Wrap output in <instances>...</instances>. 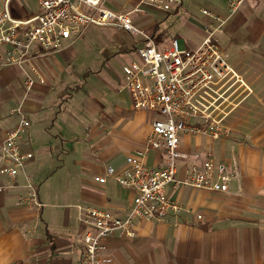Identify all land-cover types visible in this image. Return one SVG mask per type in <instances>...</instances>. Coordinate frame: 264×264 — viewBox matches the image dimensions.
<instances>
[{
    "label": "crops",
    "instance_id": "1",
    "mask_svg": "<svg viewBox=\"0 0 264 264\" xmlns=\"http://www.w3.org/2000/svg\"><path fill=\"white\" fill-rule=\"evenodd\" d=\"M248 1L223 27L224 32L236 26L245 29L240 33L238 45L222 50L244 77L251 93L226 117L224 123L232 130L229 137L180 136V151L185 157L178 160L176 173L177 178H184L191 166H199L206 153H211L216 162L228 165L229 173L237 172V178L231 177L227 192L168 183L165 192L181 205V212L169 213L159 221H137L132 238L109 237L106 254L112 264H264V0ZM225 10L221 16H227L226 3ZM155 12L149 9L140 16ZM152 29L156 46L163 48L165 43L157 36L158 26ZM195 35L196 39L184 38L190 48L202 40V26L195 30ZM72 44L53 53L34 48L40 52L34 65L45 83L36 81L28 92L24 80L13 82V78L5 83L0 79V142L17 122L11 110L21 106L31 123L21 146L33 154L24 172L14 179L0 173V186L5 187L0 191V264H80L81 226L71 225L63 209L65 204H60L68 200L67 195L43 198L39 195L40 184L34 182L41 171L38 135L54 140L84 133L87 145L78 147V158L73 163L79 169V185L73 186L78 196L75 208L84 205L124 215L132 201L130 190L111 178L98 183L94 177L104 175L107 165L123 169L126 156L143 146L156 114L134 110L131 99L123 102L106 98L94 123L80 121L76 115L69 117L61 110L52 112L50 94L62 88L60 77L65 72V63L74 56ZM26 68L20 69L31 74L30 67ZM82 88L83 84L78 87ZM61 96L64 99L65 94ZM164 160L163 152L150 151L144 164L162 165ZM25 174L32 177L38 198L44 204L42 208L15 206V199L26 192Z\"/></svg>",
    "mask_w": 264,
    "mask_h": 264
},
{
    "label": "built area",
    "instance_id": "2",
    "mask_svg": "<svg viewBox=\"0 0 264 264\" xmlns=\"http://www.w3.org/2000/svg\"><path fill=\"white\" fill-rule=\"evenodd\" d=\"M104 1L36 0L37 11L27 18L13 15L11 0H4L0 7V67H30L31 74L26 73L23 82L26 92L32 90L36 81L45 83L34 65L36 54L64 49L88 26L115 28L135 39L137 60L122 65L124 84L132 108L153 112L156 117L143 146L126 156L123 169L107 165L104 175L94 177L98 183L111 178L130 190L133 196L129 210L118 215L106 209L76 206L81 226L80 264H112L106 254L109 237L132 238L137 221H159L169 213L179 214L181 205L165 192L168 183L227 192L228 182L231 177L237 178V172L229 173L228 165L216 162L211 153H206L199 166H191L184 178L176 177L178 160L185 157L180 151V136L229 137L232 130L225 125V119L251 93L248 83L228 61L217 40L229 17L248 0H227V16L203 9L204 35L193 48L184 38L181 48L178 38L159 48L152 34L138 28L132 20L133 14L144 15L149 9L166 14L175 12L182 6V0H137L127 12L104 7ZM11 113L17 116V122L0 142V173L14 179L24 172L33 154L21 146L31 124L28 116L21 106L13 108ZM150 151L163 152L164 163L145 165L144 158ZM24 187L26 192L15 199V206L42 208L44 204L28 174L24 175ZM4 188L0 186V191Z\"/></svg>",
    "mask_w": 264,
    "mask_h": 264
},
{
    "label": "rangeland",
    "instance_id": "3",
    "mask_svg": "<svg viewBox=\"0 0 264 264\" xmlns=\"http://www.w3.org/2000/svg\"><path fill=\"white\" fill-rule=\"evenodd\" d=\"M3 2L4 0H0V7ZM135 2L134 0H105L104 7L116 12H127L131 10ZM225 3V0H182V6L174 13L155 12L145 16L133 14L132 20L138 28L144 29L150 26L151 28L144 29L147 33L151 32L152 28L156 30L158 26L157 36L165 43L163 48L173 38H178L181 48L183 38H197L195 30L203 27L205 23L203 21H206L202 10L224 15ZM248 3L249 1L244 2L239 10L244 9ZM10 8L15 17L27 18L37 11V4L36 0H11ZM243 30L245 29L240 26L226 30L227 32L223 30L217 35L220 48L224 50L232 44L233 47L238 45L237 40ZM133 41L135 39L124 31L111 27L88 26L71 45L74 56L65 63V72L60 77L61 90L52 91L50 94L53 97L52 112L61 110L69 117L76 115L80 121L88 120L94 123L98 113L101 112V104L106 103L103 98L109 101L116 99L128 102L130 96L124 84L121 68L129 61L137 60ZM154 43L156 44L155 40ZM23 67L26 68V65ZM5 72L10 73V76H6ZM13 78V82H23L25 73L14 65L0 67V79L7 83ZM82 84V90L78 89ZM63 94H65L64 99L61 96ZM79 134L78 132L77 135H65V138L54 140L51 136H37V143L41 147L37 152L41 171L34 181L40 184L39 195L43 198H50L55 194H61V197L67 195L68 200L63 203L61 201L60 204H65L63 209L69 215L73 226H80L75 208L78 203L77 190L73 187L79 185V169L73 163L78 158V147L82 144L87 145L83 139L84 133ZM67 188H69L68 194Z\"/></svg>",
    "mask_w": 264,
    "mask_h": 264
}]
</instances>
